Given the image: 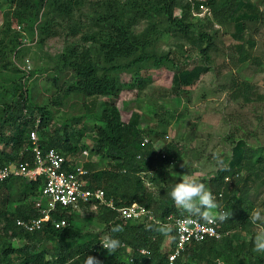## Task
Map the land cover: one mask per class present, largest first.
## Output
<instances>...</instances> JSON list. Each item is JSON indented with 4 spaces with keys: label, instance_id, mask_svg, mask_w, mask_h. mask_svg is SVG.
Wrapping results in <instances>:
<instances>
[{
    "label": "trees",
    "instance_id": "obj_1",
    "mask_svg": "<svg viewBox=\"0 0 264 264\" xmlns=\"http://www.w3.org/2000/svg\"><path fill=\"white\" fill-rule=\"evenodd\" d=\"M234 1L225 0L218 7L215 6L216 0L186 1L179 5L178 14L173 12L175 0H144L145 6L142 8L147 10V13L163 16L169 33L177 31L185 37L192 34L189 44L205 54L210 35L202 30L198 23L188 20V16L194 15L197 4L200 3L211 9V17L223 21L227 17L229 6ZM77 3L78 0H0V11L5 16L1 20L0 30L5 35L2 38L6 39V41L0 39V51L6 49L7 52H12L21 42V37L15 30L10 34L13 25L21 27L29 36H33L36 32L38 34L49 32L50 22L54 20L52 17H49V22L46 20L38 22L39 11L44 5H47L52 12L68 15ZM112 5L92 15L93 19L101 24L98 33L94 31L86 37L94 41L92 48H89V45L81 47L76 42L70 41L59 53L61 63L59 66L56 65L57 73L52 75L51 79L56 80L57 74L63 71L64 67L69 70L70 77L65 81L62 97L72 92H79L82 97L88 98V102L84 105L86 114L94 117L89 127L92 141L90 150L109 156L113 160L108 167H97L96 162L93 161L82 163L87 169L84 176L87 179V186L100 187L104 197L110 198L113 205L137 201L148 208L155 218L163 220L169 213L179 214L173 200L169 193L164 194L161 190L155 197L146 189L138 173L143 172L150 182L163 181L169 162L176 156L179 147L174 142H167L155 148L150 134L155 135L154 126L159 120L155 119L154 124L151 122L146 129L139 126V117L135 113L122 120L117 107L108 100V96L115 97L122 83L137 89L142 88L147 81V75L139 71L137 65L142 64L143 61L149 60L153 66L168 63L171 67L178 68L185 58L179 59L177 52L173 50L155 53L146 49L147 41L142 37L143 35L134 33L128 26L124 16L127 8L122 4L115 7ZM237 34L240 35L239 32ZM235 50L240 60H243L245 55L241 42L235 44ZM120 58L126 60L120 61L118 60ZM123 69L131 70L132 73L129 74V80L122 82L119 72ZM29 72L31 74L32 70L29 69ZM23 85L24 81L17 79L9 88H0V97H11L2 107L0 114V164L29 160L27 132L33 125L34 118L38 120L36 130L42 133V137L38 136L40 145L53 146L67 155L74 149L75 141L82 135L85 125L81 124L79 128L70 127V124L77 122L78 116L75 115L53 121L52 111L47 104L33 102L29 95V87ZM22 86L21 93L17 94V90ZM98 96H102L103 99L96 102ZM52 102L55 105L61 103L60 98ZM96 104L99 106V111L90 112ZM162 132L158 138L162 136ZM144 136L146 141H142ZM260 147L264 148V145ZM232 149L233 157L227 165L216 167L210 178L213 184L212 193L214 189L217 191L219 181L224 174L235 171V169L231 170L232 167H252V162L242 159V154L248 152L246 147L236 143ZM259 158L260 156L257 155L253 161L257 162ZM13 180H18L17 201H12L8 205L0 200V264H84L88 255L95 256L100 264L166 263V254L172 247L174 239L166 237L168 243L165 249H162L165 236L146 227L150 223L146 216L118 217L116 211L105 204L96 206L99 213L98 220L102 222L106 234L113 225L118 224L123 227L122 232L112 234L123 245L114 254H109L102 248L98 243L96 232L81 231L74 227L70 219H67L72 218L73 215V211L68 208L60 209L59 214L65 217L63 225L53 227L45 221L39 229L24 230L15 224L14 218L36 214L32 201L39 194L42 177L38 175L34 179H26L20 175H11L0 181V187L6 185L8 187ZM241 183L244 185L243 179ZM235 189L236 187H230L228 191L225 190L227 194L223 193L224 202L220 208L226 212L232 211V216L222 223L218 221L217 228L220 231L236 227L245 228L252 223L243 189L234 192ZM79 205L90 206L89 203ZM171 235L174 237L173 231ZM13 240H17L18 244H13ZM43 240L51 242L48 249L44 245L40 246ZM253 240V233L245 242L237 240L234 231L223 235L220 239L206 237L187 243L175 262L176 264H217L214 261L217 259L222 261V264H264L262 253L253 251ZM138 248L148 250L150 255H141ZM239 253L243 262L237 260ZM182 256L185 259L181 260Z\"/></svg>",
    "mask_w": 264,
    "mask_h": 264
},
{
    "label": "rangeland",
    "instance_id": "obj_2",
    "mask_svg": "<svg viewBox=\"0 0 264 264\" xmlns=\"http://www.w3.org/2000/svg\"><path fill=\"white\" fill-rule=\"evenodd\" d=\"M186 1L193 0H175L173 12L178 14L179 5ZM224 2L216 0L215 6ZM143 3L144 0H78L68 15L52 12L44 5L39 11L38 22H49V17L54 19L47 34L36 32L29 36L21 27L12 26L10 34L15 30L21 42L12 52L6 49L0 51V88H9L14 81L22 79L23 86L29 87L31 100L47 104L52 111L53 121L70 115L78 116L77 122L70 124V127L85 126L68 157L74 163L93 161L97 167L111 166L113 160L109 156L90 150L92 141L89 127L94 117L86 114L84 105L88 98L82 97L79 92L62 97L65 81L70 77L66 67L57 74L56 80L52 81L51 76L57 73L56 65L61 63L59 53L70 41L81 47L89 45V48L95 44L92 39L86 38L89 33L100 30L101 24L92 15L112 4L113 7L122 4L127 8L124 16L129 28L143 35L147 41L146 49L155 53L173 50L179 59L185 58L178 68L168 63L153 66L149 60L143 61L137 65V69L147 75L144 86L137 89L122 83L115 97L108 96L122 120L135 113L139 117V126L144 129L151 122L154 124L155 119L159 120L154 126L157 134H150L155 148L167 142H174L179 147L178 153L169 162L163 181L150 182L143 172L138 173L146 189L155 197L159 190L164 194L169 193L167 185L179 182L180 177L187 174L206 184L211 191L213 184L210 178L214 170L219 165H227L233 157L232 146L238 143L248 150L242 154V159L252 162V167H232L231 170L235 171L223 175L213 195H216L217 203L223 206V193L227 194L225 190L228 191L230 187H236L234 192L243 189L249 215L253 210H260L264 214V148L260 147L264 145V0H235L223 21L211 17L208 6L206 10L188 16V20L198 23L210 35L205 54L189 44L192 34L185 37L177 31L169 33L164 17L147 13L142 8L145 6ZM3 17L0 11V23ZM3 36L0 30V39L6 41ZM238 42L243 47V60L235 50ZM122 59L126 60H118ZM29 69L32 70L31 74ZM131 73V70L123 69L119 72L120 80H129ZM23 86L17 90V94L21 93ZM57 98L61 101L59 105L52 102ZM10 99L0 97V114ZM102 99V96H98L96 102ZM94 111H99L97 104L90 110ZM161 131L162 136L158 138ZM37 134L42 137L39 130ZM257 155L260 158L254 162ZM242 179L244 185H241ZM8 185L0 187V200L9 205L17 201L18 180ZM176 209L182 214L180 209ZM72 211V218L67 219L74 227L81 231H94L98 239L106 234L102 222L98 220L97 206L79 205ZM232 231L236 233L237 240L245 242L251 233L255 236L258 228L250 223L245 228L224 229L220 237ZM167 241L165 237L162 249H165ZM13 244H18V241L13 240ZM50 244V241L43 240L40 246L48 249ZM262 255L264 257V253ZM237 260L243 262L241 253L237 254Z\"/></svg>",
    "mask_w": 264,
    "mask_h": 264
},
{
    "label": "built area",
    "instance_id": "obj_3",
    "mask_svg": "<svg viewBox=\"0 0 264 264\" xmlns=\"http://www.w3.org/2000/svg\"><path fill=\"white\" fill-rule=\"evenodd\" d=\"M197 6L198 8L194 13L206 10L204 4L199 3ZM37 121V118H34L33 125L29 127L27 132V148L30 150L29 160L0 164V181L11 175H20L26 179H34L38 175L42 177L39 194L32 201V207L36 214L15 217L14 222L16 225L27 231L39 229L45 221L53 227H58L65 223L64 215L59 214L60 209L73 210L81 203H89L90 206L105 204L113 208L117 216L122 218L144 216L141 213V208L151 213L148 208L137 201H131L123 205H113L110 198L104 197L103 190L100 187L87 186V179L84 177L87 169L83 167L82 163H74L68 155H64L53 146L43 147L40 145L36 130ZM142 141H146L145 136ZM186 217L187 214L169 213L162 220V222L172 227L174 233V243L166 254L165 264H176V257L180 255L187 243L199 241L206 237L218 238L222 234L217 228L218 221L210 224L197 218H191L190 223L178 224V221H185ZM141 249L144 248H138L140 252Z\"/></svg>",
    "mask_w": 264,
    "mask_h": 264
},
{
    "label": "clouds",
    "instance_id": "obj_4",
    "mask_svg": "<svg viewBox=\"0 0 264 264\" xmlns=\"http://www.w3.org/2000/svg\"><path fill=\"white\" fill-rule=\"evenodd\" d=\"M182 167H185V165H182ZM167 187L170 189L169 195L175 206L181 210L182 214H187L186 220L178 221V224L190 223L191 218H197L210 224L217 221L222 223L232 216V211L226 212L220 208L216 197L206 184L191 178L187 174L182 175L179 182H171ZM141 213L150 221L146 225L149 230H155L169 239H174L171 235L173 229L169 224L155 218L146 209L141 208ZM250 220L258 228L253 240V251L264 253V214L260 210H253ZM122 231L123 227L121 225H113L109 232L101 237L99 242L109 254H114L118 248L123 246L121 241L112 235ZM141 255L148 256L150 253L146 249H141ZM84 264H100V262L95 256L88 255ZM217 264H222V261H217Z\"/></svg>",
    "mask_w": 264,
    "mask_h": 264
}]
</instances>
